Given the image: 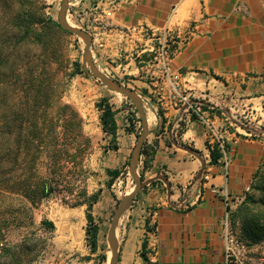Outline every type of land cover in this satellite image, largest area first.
<instances>
[{
  "label": "crops",
  "instance_id": "obj_1",
  "mask_svg": "<svg viewBox=\"0 0 264 264\" xmlns=\"http://www.w3.org/2000/svg\"><path fill=\"white\" fill-rule=\"evenodd\" d=\"M112 22L115 42L139 26L173 30L179 40L189 32L170 63L171 72L180 74L179 82L195 98H203L207 109L244 118L249 129H238L233 122L226 125V162L210 164L212 134L195 121L187 123L180 136L170 134L180 114L172 108L162 110L155 97L168 95L170 81L158 65L138 66L146 75L133 80L136 93L152 108L146 112L145 142L155 150L144 175L146 181L165 176L170 186L153 180L120 218L117 264H145L151 253L157 264H223L225 215L264 172V141L258 136L264 128V2L119 0ZM118 114V150L113 152L124 161L135 137L132 132L120 134L127 124L120 127ZM211 120L215 131L222 128L219 118Z\"/></svg>",
  "mask_w": 264,
  "mask_h": 264
},
{
  "label": "trees",
  "instance_id": "obj_2",
  "mask_svg": "<svg viewBox=\"0 0 264 264\" xmlns=\"http://www.w3.org/2000/svg\"><path fill=\"white\" fill-rule=\"evenodd\" d=\"M45 8L43 0H0V87L14 89L21 82L25 94L24 107L11 112L10 123L5 125L0 121V264H33L44 252L49 237L43 234L50 233L54 225L47 219L36 225L34 210L58 186L69 183L67 178L72 173L66 171L67 165L76 159L74 154L71 161L70 151L76 147L81 157L91 151V141L83 132V119L78 111L68 103L58 102L59 82L54 65L62 46V35L69 33L52 21ZM31 46L36 47L38 53L20 51ZM75 72L86 75L79 63H75ZM96 108L100 112V129L110 142L104 151H117L116 111L104 98ZM132 108L134 112L127 117L129 126L133 125L134 118L140 122L137 111ZM202 108L207 109V104ZM213 112L222 113L218 108H213ZM1 118H4L3 113H0ZM244 130H249L248 126ZM125 132L129 133L130 128L126 127ZM181 133L177 131V136ZM263 133L264 128L259 129L258 136L264 141ZM154 152V148L144 142L140 154L144 158L143 171L148 168ZM43 154L50 162L46 176L38 171ZM209 158L210 164H216L220 158L216 145L209 150ZM106 172L110 186L120 171ZM98 196V192L89 194L82 189V200L71 205L85 207V236L91 252L97 249L98 228L92 208ZM13 229L21 234L16 242L7 239Z\"/></svg>",
  "mask_w": 264,
  "mask_h": 264
},
{
  "label": "rangeland",
  "instance_id": "obj_3",
  "mask_svg": "<svg viewBox=\"0 0 264 264\" xmlns=\"http://www.w3.org/2000/svg\"><path fill=\"white\" fill-rule=\"evenodd\" d=\"M43 1L46 5V14L52 21L57 23L62 0ZM112 1L68 0L66 19L70 25L86 31L90 37L103 38L106 41V47L97 49L94 53L96 59L99 53L114 60L116 50L120 49L122 51L126 60L122 62L120 68L115 67V65L108 67L100 60H97V64L94 61L93 63L102 74L106 75L107 71V77L137 92L136 90L139 89L133 80L145 76V73L137 70V63L132 59L141 47L136 42L138 39L136 36H124L120 42L114 41L118 37L112 22L116 10L111 8ZM36 49V47L31 46L20 51L24 54V52L31 50L34 55L39 51H36ZM83 49L84 43L81 39L74 35H62V46L54 65L59 82L56 95H58V102L68 103L78 111L83 119V132L91 141V151L87 156L81 157L82 155L79 156L76 153V145L74 146L75 148L69 154L72 156L71 161L74 159L73 155H76L75 162L69 163L66 169V171L72 173H69V178H67L69 183L58 186L34 210L33 220L36 225L42 219H47L53 223L54 229L50 233L43 234L49 237L48 245L33 264H108L111 254L106 241V234L111 216L121 197L134 188V181L128 174V163L132 148L141 132V123L134 118L133 125L129 126L127 117H131L134 110L132 103L125 96L110 91L98 80L88 75L75 72V63H79L84 72L82 67ZM21 86L22 83L18 82L14 89L7 86L0 87V113L4 115V118H1L0 121L5 125L10 123L12 111L18 112L24 107L25 94L22 93L24 89ZM137 94L140 95V93ZM155 97L157 98V96ZM103 98L107 99L112 108L120 113L116 117L120 127L125 122L127 127L130 128V133L134 134V145L124 161H121L120 154L113 151H104L110 145V142L109 138L100 129V112L96 108V104ZM141 98L145 99L143 95H141ZM146 101L145 99L144 108L150 114L152 111L149 105L150 101ZM136 117H138V114H136ZM183 129L180 126L177 131L181 133ZM122 132L125 131L121 130L120 134ZM136 135L138 136L136 137ZM142 159H144L143 156L140 157L137 173L141 180L146 181V176L142 170ZM49 164L47 156L43 154L38 166L41 176L47 175ZM113 169H118L120 175L109 186V177L106 171ZM82 189H86L89 194L99 193L98 201L92 208V215L98 228L97 249L95 252L90 251L85 236V207H71L72 204L82 200L80 198ZM229 223L232 229L250 243L259 242V239L264 238L262 236L264 235V172L260 176L258 173L246 196L231 209ZM20 235L19 230L13 229L8 234L7 239L16 242ZM260 235L262 237H259ZM120 237L121 232L117 228L118 241Z\"/></svg>",
  "mask_w": 264,
  "mask_h": 264
},
{
  "label": "built area",
  "instance_id": "obj_4",
  "mask_svg": "<svg viewBox=\"0 0 264 264\" xmlns=\"http://www.w3.org/2000/svg\"><path fill=\"white\" fill-rule=\"evenodd\" d=\"M119 0H113L112 10L116 9ZM115 2V3H114ZM264 2V0H263ZM114 3V4H113ZM110 12V11H109ZM108 12V13H109ZM123 37L125 36H135L133 34H137V44L141 49L135 53V56L132 60L136 61L137 69L138 66L144 67L147 65H158V71L169 79L170 81V92L166 95L165 98H161L162 94H157V98H160V108L162 110H167L168 108H172L174 110H178L180 114V119L177 118L174 131L173 128L170 130V134H174L177 136V129L182 126L183 128L187 123L191 121H195L206 127L211 135L209 150L212 149L213 145H216L218 151L220 153V158L226 162V147L224 142V129L226 125L232 126V122L235 124L234 127L244 130L247 128L248 123L243 119H235L231 116L221 113L216 114L212 109H203L202 105L204 104L203 98L197 99L195 98L188 89H186L180 82V74H173L170 70V63L174 57V55L179 50L178 47L185 44L188 39L190 33L187 32L184 35L183 39H177L176 32L170 29L164 30H153L152 28L146 26H139L138 28H132L123 32ZM140 42V43H139ZM106 47V41L103 38L97 39L95 37H91V46L90 51L92 54V59L96 63L97 60L102 61V63L108 67L120 68L122 62L126 60L123 56L122 51L120 49L116 50L115 59L111 60L109 56L102 55L98 53L97 59L94 53L97 49H104ZM97 64V63H96ZM105 72V71H104ZM106 71V75H107ZM146 75V74H145ZM145 104V99H142ZM148 101V99H146ZM146 101V102H147ZM217 117L223 123L222 128L220 130H216L214 128L213 122L211 120L212 117ZM264 138V133L262 134ZM146 146H150L149 143H146ZM244 197H242L243 199ZM241 198L236 199V203L242 200ZM225 228L223 231L222 239H223V264H264V238L259 239V242L250 243L242 238L237 231L232 229L229 223V213L227 212L225 215ZM145 264H157L156 257L154 253L149 255L146 258Z\"/></svg>",
  "mask_w": 264,
  "mask_h": 264
},
{
  "label": "water",
  "instance_id": "obj_5",
  "mask_svg": "<svg viewBox=\"0 0 264 264\" xmlns=\"http://www.w3.org/2000/svg\"><path fill=\"white\" fill-rule=\"evenodd\" d=\"M67 7L68 0H62L58 11L57 24L60 29L69 33L70 35L78 37L84 43V49L82 52V67L85 74L98 80L110 91L125 96L132 103L135 110L137 111L138 118L140 119L141 123V132L137 137L134 147L132 148L128 163V174L134 181V188L132 189V191L121 197V199L119 200L117 207L111 216L110 225L106 234V241L111 254L108 264H117L119 256V241L117 238V228L120 218L126 213V211L131 208L135 196L144 188V186L151 183L153 180L162 181L168 188L170 185L165 176L158 175L154 179L143 181L138 175L137 167L140 161L141 149L149 134L146 119V111L144 108L143 100L134 90L123 86L116 80L110 79L97 69V67L93 63L92 54L90 51L91 37L86 31L74 27L67 22ZM187 150L191 151L188 148ZM202 170L203 168L197 174V178H200Z\"/></svg>",
  "mask_w": 264,
  "mask_h": 264
},
{
  "label": "bare ground",
  "instance_id": "obj_6",
  "mask_svg": "<svg viewBox=\"0 0 264 264\" xmlns=\"http://www.w3.org/2000/svg\"><path fill=\"white\" fill-rule=\"evenodd\" d=\"M132 191V190H131Z\"/></svg>",
  "mask_w": 264,
  "mask_h": 264
}]
</instances>
